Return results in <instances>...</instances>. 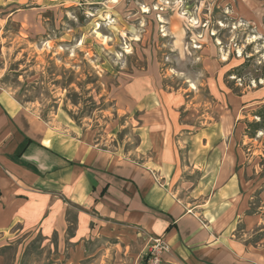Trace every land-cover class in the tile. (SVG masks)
Returning a JSON list of instances; mask_svg holds the SVG:
<instances>
[{
    "label": "rangeland",
    "instance_id": "374dc122",
    "mask_svg": "<svg viewBox=\"0 0 264 264\" xmlns=\"http://www.w3.org/2000/svg\"><path fill=\"white\" fill-rule=\"evenodd\" d=\"M0 93L112 156L173 158L193 211L235 171L233 235L264 241V0H0ZM48 203L47 226L0 237V264H148L143 235Z\"/></svg>",
    "mask_w": 264,
    "mask_h": 264
},
{
    "label": "crops",
    "instance_id": "0c3cea01",
    "mask_svg": "<svg viewBox=\"0 0 264 264\" xmlns=\"http://www.w3.org/2000/svg\"><path fill=\"white\" fill-rule=\"evenodd\" d=\"M142 146L145 153L151 144ZM141 158L112 156L60 134L0 93V237L17 224L47 226L52 218L44 219L43 209L62 195L87 203L112 226L143 235L145 252L151 238L164 239L165 264H264V241L250 245L233 235L240 191L235 171L217 166L206 200L214 203L193 211L168 186L173 158Z\"/></svg>",
    "mask_w": 264,
    "mask_h": 264
},
{
    "label": "built area",
    "instance_id": "2783aa9c",
    "mask_svg": "<svg viewBox=\"0 0 264 264\" xmlns=\"http://www.w3.org/2000/svg\"><path fill=\"white\" fill-rule=\"evenodd\" d=\"M168 250V244L164 239L151 238L146 252L148 264H160L163 254Z\"/></svg>",
    "mask_w": 264,
    "mask_h": 264
}]
</instances>
